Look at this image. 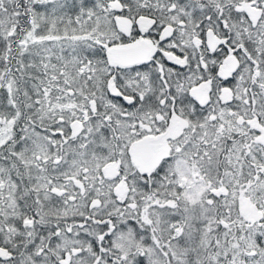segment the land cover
Instances as JSON below:
<instances>
[{
  "label": "snow or ice",
  "instance_id": "snow-or-ice-1",
  "mask_svg": "<svg viewBox=\"0 0 264 264\" xmlns=\"http://www.w3.org/2000/svg\"><path fill=\"white\" fill-rule=\"evenodd\" d=\"M0 264H264V0H0Z\"/></svg>",
  "mask_w": 264,
  "mask_h": 264
}]
</instances>
